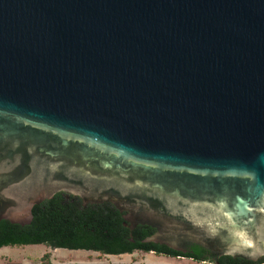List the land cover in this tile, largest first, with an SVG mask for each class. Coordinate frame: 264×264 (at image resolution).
<instances>
[{
    "label": "water",
    "instance_id": "1",
    "mask_svg": "<svg viewBox=\"0 0 264 264\" xmlns=\"http://www.w3.org/2000/svg\"><path fill=\"white\" fill-rule=\"evenodd\" d=\"M59 192L259 263L264 0H0V221Z\"/></svg>",
    "mask_w": 264,
    "mask_h": 264
},
{
    "label": "trees",
    "instance_id": "2",
    "mask_svg": "<svg viewBox=\"0 0 264 264\" xmlns=\"http://www.w3.org/2000/svg\"><path fill=\"white\" fill-rule=\"evenodd\" d=\"M34 219L29 225L0 221V249L5 246L44 244L53 248L93 250L101 254L120 255L136 250L154 252L173 257H189L196 261L210 259L206 249L199 245L190 247L186 254L166 245L143 241L154 232L147 225L130 230L124 225L123 213L111 203L88 204L74 195L67 197L59 192L33 209ZM45 254L42 264H50ZM221 264H259L242 257L224 255Z\"/></svg>",
    "mask_w": 264,
    "mask_h": 264
},
{
    "label": "rangeland",
    "instance_id": "3",
    "mask_svg": "<svg viewBox=\"0 0 264 264\" xmlns=\"http://www.w3.org/2000/svg\"><path fill=\"white\" fill-rule=\"evenodd\" d=\"M46 253L50 255V264H210L189 257H173L140 250L113 255L93 250L53 248L44 244L2 247L0 264H42Z\"/></svg>",
    "mask_w": 264,
    "mask_h": 264
},
{
    "label": "flooded vegetation",
    "instance_id": "4",
    "mask_svg": "<svg viewBox=\"0 0 264 264\" xmlns=\"http://www.w3.org/2000/svg\"><path fill=\"white\" fill-rule=\"evenodd\" d=\"M66 195V194H65ZM67 196V195H66ZM67 197H69V196H67ZM30 245H34V244H30ZM9 264H17V263H15V262H9Z\"/></svg>",
    "mask_w": 264,
    "mask_h": 264
},
{
    "label": "built area",
    "instance_id": "5",
    "mask_svg": "<svg viewBox=\"0 0 264 264\" xmlns=\"http://www.w3.org/2000/svg\"><path fill=\"white\" fill-rule=\"evenodd\" d=\"M259 264H264V262H261V263H259Z\"/></svg>",
    "mask_w": 264,
    "mask_h": 264
}]
</instances>
